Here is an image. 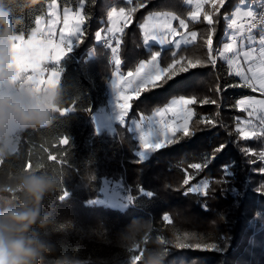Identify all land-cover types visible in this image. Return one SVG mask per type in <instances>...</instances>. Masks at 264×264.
Returning a JSON list of instances; mask_svg holds the SVG:
<instances>
[{
  "label": "trees",
  "instance_id": "obj_1",
  "mask_svg": "<svg viewBox=\"0 0 264 264\" xmlns=\"http://www.w3.org/2000/svg\"><path fill=\"white\" fill-rule=\"evenodd\" d=\"M185 1L0 0V40L28 38L53 2L84 14L77 45L56 65L62 78L46 120L22 129L14 151L0 143V264H264V135L239 137L245 112L237 102L251 92L207 49L224 33L225 10L213 13L211 25L204 16L190 23L197 41L178 52L144 45L145 16L168 11L185 19ZM131 6L122 70L155 52L170 69L131 101L125 125L100 131L93 114L108 101L113 63L112 47L97 34L114 8ZM180 96L195 101L189 130L142 161L129 122ZM104 180L123 183L132 199L126 208L99 202ZM201 181L205 194L192 192Z\"/></svg>",
  "mask_w": 264,
  "mask_h": 264
},
{
  "label": "crops",
  "instance_id": "obj_2",
  "mask_svg": "<svg viewBox=\"0 0 264 264\" xmlns=\"http://www.w3.org/2000/svg\"><path fill=\"white\" fill-rule=\"evenodd\" d=\"M230 1L233 6L228 8ZM185 2L191 9L185 19L168 11L145 16L140 24L145 47H172L174 52H178L182 47L197 41L198 32L190 28V23H197L204 16L211 25L213 13L224 9L223 19L227 25L217 46L212 44L213 51L218 49L216 56L227 65L229 74L243 84L238 86L251 92L237 102L239 110L245 112L240 119L251 122L253 119L250 116H254L253 113L264 116V27L251 33L244 31L240 25H234L236 21L258 12L261 0ZM118 12L121 11H112L108 18V27L97 34L99 42L102 38L119 35L118 39L106 45L112 47L113 63L112 75L107 83L108 101L93 114L97 129L108 132L116 131L119 124H126L131 101L138 98L144 89L158 83L170 69L161 64L160 53L155 52L150 58L141 60L135 69L127 72L122 70V60L119 56L121 34L128 25L125 23L131 13L123 11L127 19L115 32L109 33L107 29L112 27L113 22L121 21L124 17L115 15ZM83 27L82 7L62 8L57 2H53L48 7L47 16L38 19L36 28L28 38L22 35H8L0 40V143H4L9 151L16 149L18 133L30 125L29 118L32 113L37 114L42 121L46 120L47 111L52 108V101L62 78L56 65L77 45ZM210 40L211 38L208 43ZM208 43L207 49L210 51ZM210 60L212 61V53ZM21 80H26L28 87L19 88L10 104L5 105L8 92L14 90ZM194 102L193 98L186 96L173 97L151 115L129 122L130 130L139 141L137 155L142 161L148 160L179 132L189 130L195 117ZM246 126L252 128L254 125L251 123ZM136 128L143 132V140L136 137ZM140 142L144 144L143 148Z\"/></svg>",
  "mask_w": 264,
  "mask_h": 264
},
{
  "label": "rangeland",
  "instance_id": "obj_3",
  "mask_svg": "<svg viewBox=\"0 0 264 264\" xmlns=\"http://www.w3.org/2000/svg\"><path fill=\"white\" fill-rule=\"evenodd\" d=\"M128 1L133 2L136 0H128ZM114 10H120L121 11V12H118V14H115V15H118L120 17H122V15H124L123 11H129V13H131V14L128 16V21L125 24L130 25V23L132 22V14L134 11L132 6H131V9H128V10L126 8H123V7L122 8H114L112 11H114ZM112 11L110 12V14L112 13ZM126 19H127V15H124V17L121 21H114L112 24V27L110 29H107V32H109V33L115 32V30L120 28L122 22H124ZM121 37H122V34H121ZM118 38H119V35L117 34V35H113L109 38H102L101 40L106 39V40L112 41V40H114V39L116 40ZM208 53H209V55H211L209 49H208ZM253 114H254V116H250L253 119V120H251V122H249V121L245 122V120H243V119L241 120L240 118H238L237 124H236V130L239 133V137L245 138V139H250L249 137H252V136L256 137L257 135L258 136L264 135V116H261L260 114L257 115L256 113H253ZM255 114L257 115L256 117H255ZM251 123L254 125L252 128L249 126H246V124H251ZM256 123H258V124H256ZM259 123L261 125H259ZM239 125H241V126H239ZM258 126H260V127H258ZM136 137L140 140H143L142 138H144L143 132L141 130H139L138 128H136ZM140 146L143 148L144 144L142 142H140ZM243 151H245L246 154L253 155L255 157L257 156L256 152H254V149H251L250 147H248V148L244 147ZM263 154L264 153L261 150L258 157H262ZM207 188H208V181H201L197 184H194L191 187V191L201 193V194H205ZM124 192L125 191L123 188V183L104 180L103 187H102L103 197L101 200H99V202L104 204V205L113 207V208L124 209L130 204V201L132 200L131 196L124 193ZM237 195H239V193ZM196 237H198V235L196 233L189 235L190 239H193ZM203 248H205V247H203ZM220 264H222L221 260H220Z\"/></svg>",
  "mask_w": 264,
  "mask_h": 264
},
{
  "label": "built area",
  "instance_id": "obj_4",
  "mask_svg": "<svg viewBox=\"0 0 264 264\" xmlns=\"http://www.w3.org/2000/svg\"><path fill=\"white\" fill-rule=\"evenodd\" d=\"M235 26L240 25L243 27L244 31L246 32H256L257 30H259L260 28L264 27V0H261V8L258 12H256L254 15H252L251 17L248 18H244L241 20H238L234 23ZM228 30V29H227ZM237 40V39H234ZM110 41L103 39L100 41V43L102 45H108ZM209 47H211L210 53H212V61L213 64L215 65L217 63V58L218 56H216L215 52L218 49H215V51H213V47H212V43L211 40L208 43ZM214 53V54H213ZM238 85L243 86L242 83H239ZM22 87H28L27 85V81L26 80H21L17 83L16 88L10 92H8L7 95V99L5 101V105L10 104L12 97L14 96L15 92ZM39 116L35 113H32L31 117L29 118V124L33 125L35 124L36 121H39L40 123H43L44 121H42L41 119L38 118Z\"/></svg>",
  "mask_w": 264,
  "mask_h": 264
}]
</instances>
